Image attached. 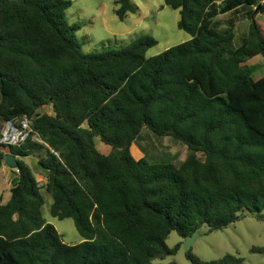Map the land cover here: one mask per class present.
<instances>
[{
    "label": "trees",
    "instance_id": "1",
    "mask_svg": "<svg viewBox=\"0 0 264 264\" xmlns=\"http://www.w3.org/2000/svg\"><path fill=\"white\" fill-rule=\"evenodd\" d=\"M164 3L191 39L147 58L158 45L149 36L84 53L66 19L72 0H0V141L7 123L31 130L0 142V169L18 171L0 204V264H162L181 247L167 245L173 232L223 230L245 211L264 220V76L247 66L264 65V0ZM117 5L121 21L138 12L132 0ZM145 129L187 146L186 160L137 158ZM35 156L44 185L25 161ZM43 191L81 243L44 219Z\"/></svg>",
    "mask_w": 264,
    "mask_h": 264
},
{
    "label": "rangeland",
    "instance_id": "2",
    "mask_svg": "<svg viewBox=\"0 0 264 264\" xmlns=\"http://www.w3.org/2000/svg\"><path fill=\"white\" fill-rule=\"evenodd\" d=\"M117 1L72 0L73 4L66 12V19L70 26L76 27V38L84 53L121 51L136 40L149 36L158 41V45L150 48L146 53V57L151 58L191 39L188 33L178 27L179 11L166 6L164 0H132L138 6V12L128 14L124 21L119 20L116 15ZM255 19L264 28V12L258 13ZM246 30L247 26L244 25L236 29L235 46L240 45L242 34H245ZM247 66L253 69L256 79L264 76L261 56L247 62ZM43 111L51 113V108L47 107ZM21 125L24 133L30 131L29 123L25 120L21 121ZM133 153L137 158L148 157L152 161H171L180 165L186 160L189 150L187 146L171 137L159 138L145 129L133 145ZM37 159L38 156L27 159L34 173L35 171L38 173V168L41 169L39 165L37 167ZM16 179L17 170L5 163L0 169V204L9 200L10 190ZM41 181L42 185L46 183L44 180ZM43 194L44 219L56 227L65 243L70 245L81 243L82 237L74 221L54 218L50 213L53 199L45 191ZM239 216L238 221L223 230L210 231L209 226L205 224L196 232L198 236L194 238L189 252L199 260L197 264L219 262L227 255L240 259L236 264H264V220H259L247 211L241 212ZM184 242L185 239L177 232H173L167 240V245L174 248L180 244L178 253L157 262L194 264L187 258Z\"/></svg>",
    "mask_w": 264,
    "mask_h": 264
},
{
    "label": "built area",
    "instance_id": "3",
    "mask_svg": "<svg viewBox=\"0 0 264 264\" xmlns=\"http://www.w3.org/2000/svg\"><path fill=\"white\" fill-rule=\"evenodd\" d=\"M5 127L6 128H5L4 132H3V138L0 141L2 143H5V144H16L18 142H21V141L25 140V138L28 135V133H24V131L22 129H18V128L14 127L11 123H7L5 125ZM26 127H28L27 124H26Z\"/></svg>",
    "mask_w": 264,
    "mask_h": 264
},
{
    "label": "water",
    "instance_id": "4",
    "mask_svg": "<svg viewBox=\"0 0 264 264\" xmlns=\"http://www.w3.org/2000/svg\"><path fill=\"white\" fill-rule=\"evenodd\" d=\"M196 236H198V234L194 233L192 236H189L185 239L184 245L187 252L191 250L192 242Z\"/></svg>",
    "mask_w": 264,
    "mask_h": 264
},
{
    "label": "crops",
    "instance_id": "5",
    "mask_svg": "<svg viewBox=\"0 0 264 264\" xmlns=\"http://www.w3.org/2000/svg\"><path fill=\"white\" fill-rule=\"evenodd\" d=\"M27 159H28V158L25 159L26 162H27ZM27 163H28V162H27ZM28 164H29V163H28ZM36 164H37V167H38V159L36 160ZM29 165H30V164H29ZM31 168H32V166H31ZM39 170H40V171H39ZM35 175L37 176V179H38V181L40 182L41 185L43 184L41 180L47 181V179H46V177H45V175H44V172H43L41 169L38 168V173H36V171H35ZM42 178H43V179H42ZM17 179H18V177H17Z\"/></svg>",
    "mask_w": 264,
    "mask_h": 264
}]
</instances>
